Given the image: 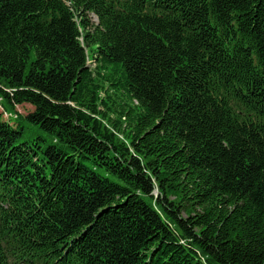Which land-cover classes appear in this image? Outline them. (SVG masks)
<instances>
[{
  "label": "trees",
  "instance_id": "obj_1",
  "mask_svg": "<svg viewBox=\"0 0 264 264\" xmlns=\"http://www.w3.org/2000/svg\"><path fill=\"white\" fill-rule=\"evenodd\" d=\"M0 107V264H264V0H0Z\"/></svg>",
  "mask_w": 264,
  "mask_h": 264
},
{
  "label": "rangeland",
  "instance_id": "obj_2",
  "mask_svg": "<svg viewBox=\"0 0 264 264\" xmlns=\"http://www.w3.org/2000/svg\"><path fill=\"white\" fill-rule=\"evenodd\" d=\"M92 19H93L94 21H96V18L93 17V16H92ZM17 107H18V110H19L20 112H22V113L26 112L27 110H29V109L31 108V106L28 105V104L19 105V106H17ZM25 136H29V132H28V130L25 132Z\"/></svg>",
  "mask_w": 264,
  "mask_h": 264
}]
</instances>
